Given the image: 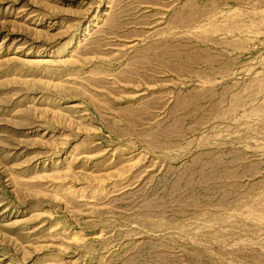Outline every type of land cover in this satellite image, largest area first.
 Listing matches in <instances>:
<instances>
[{
	"label": "rangeland",
	"instance_id": "374dc122",
	"mask_svg": "<svg viewBox=\"0 0 264 264\" xmlns=\"http://www.w3.org/2000/svg\"><path fill=\"white\" fill-rule=\"evenodd\" d=\"M0 264H264V14L0 0Z\"/></svg>",
	"mask_w": 264,
	"mask_h": 264
},
{
	"label": "crops",
	"instance_id": "0c3cea01",
	"mask_svg": "<svg viewBox=\"0 0 264 264\" xmlns=\"http://www.w3.org/2000/svg\"><path fill=\"white\" fill-rule=\"evenodd\" d=\"M244 1H250L255 5V14H264V0H242ZM237 10H240L237 8Z\"/></svg>",
	"mask_w": 264,
	"mask_h": 264
}]
</instances>
